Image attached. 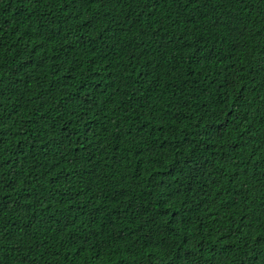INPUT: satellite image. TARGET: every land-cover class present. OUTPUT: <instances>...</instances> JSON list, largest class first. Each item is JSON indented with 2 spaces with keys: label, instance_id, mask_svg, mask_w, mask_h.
<instances>
[{
  "label": "trees",
  "instance_id": "trees-1",
  "mask_svg": "<svg viewBox=\"0 0 264 264\" xmlns=\"http://www.w3.org/2000/svg\"><path fill=\"white\" fill-rule=\"evenodd\" d=\"M0 264H264V0H0Z\"/></svg>",
  "mask_w": 264,
  "mask_h": 264
}]
</instances>
